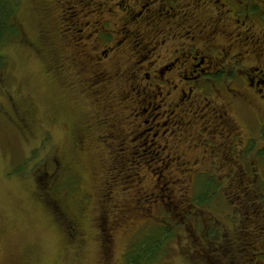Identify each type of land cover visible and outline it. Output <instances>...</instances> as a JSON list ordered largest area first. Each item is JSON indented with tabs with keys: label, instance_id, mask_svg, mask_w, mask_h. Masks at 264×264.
<instances>
[{
	"label": "rangeland",
	"instance_id": "374dc122",
	"mask_svg": "<svg viewBox=\"0 0 264 264\" xmlns=\"http://www.w3.org/2000/svg\"><path fill=\"white\" fill-rule=\"evenodd\" d=\"M51 3L18 0L23 41L0 45L7 61L0 84V264H132L137 256L139 264L255 263L238 242L256 245L251 208L264 214V135L239 122L251 132L250 147L233 136L238 146L223 150L229 162L218 158L222 164L209 162L215 153L199 138L192 149L180 143L166 149L162 163L120 159L125 139L90 122L88 99L64 82L72 79L68 70L49 60L48 49L39 51L40 30H52L43 10ZM58 37L46 48L68 53ZM168 153L179 157L165 160ZM205 172L216 177L210 196L203 178L200 190L194 185ZM157 232L168 235L164 248L147 260L148 251L137 249Z\"/></svg>",
	"mask_w": 264,
	"mask_h": 264
},
{
	"label": "flooded vegetation",
	"instance_id": "af4514ba",
	"mask_svg": "<svg viewBox=\"0 0 264 264\" xmlns=\"http://www.w3.org/2000/svg\"><path fill=\"white\" fill-rule=\"evenodd\" d=\"M51 2L43 10L52 30H40L39 51L48 49L49 60L68 70L72 79L64 82L77 84L73 90L88 99L90 122L106 132L113 127L114 140L125 139L120 159L127 154L142 164L178 143L192 149L199 138L211 145L216 158L209 162L216 164L224 149L238 146L233 136L250 143L251 132L239 122L264 135V0ZM60 33L68 53L46 48ZM202 178L216 177L205 172ZM258 211L253 224L262 220L264 227Z\"/></svg>",
	"mask_w": 264,
	"mask_h": 264
},
{
	"label": "trees",
	"instance_id": "16d2710c",
	"mask_svg": "<svg viewBox=\"0 0 264 264\" xmlns=\"http://www.w3.org/2000/svg\"><path fill=\"white\" fill-rule=\"evenodd\" d=\"M17 5H18V0H0V45H3L6 41H9V40H13L14 42L23 41V39L21 38L22 37L24 38V29H23L22 23H19V20H17L19 17ZM15 20H16V23H15ZM6 68H7V61L5 59V55L3 54V55H0V84L1 82H3V77L5 74ZM116 131H117V128H116ZM41 174L44 175L45 171L42 170ZM40 175L38 176L39 177L38 181H41L44 179V176H40ZM203 181H205L204 183L207 182L204 194L208 196L212 195L214 192V190L213 192H211V189H214L213 182H211V180H206V179H203ZM208 196H206V198H208ZM204 205H208V202H204ZM181 208L185 209L184 206H182ZM261 223H263L262 220H260V222L257 221V224L251 227L254 231H257V232L246 231V233L254 232L256 234L255 236L256 245L254 246L253 242H250V241L245 242V239H240L239 240L240 242H238V249L243 255L249 254V253L257 254L255 259L257 261H261L259 263L264 264V227L262 226ZM167 231L168 233H170L168 229ZM166 236L168 235L165 232L163 233L157 232L155 236H152L151 238L147 240L146 245H142L140 248L138 246L139 250L137 249V252L139 253V255L140 254L145 255L146 251H148L145 259L147 260L154 259L157 256V254L163 250L164 248L163 243L165 241V240L163 241V239ZM252 247H255L254 248L255 251H248V249ZM260 253H262L263 256ZM139 259H141V257L137 256L136 258H134V260L131 261V263L139 264ZM244 264H247L246 259H245ZM249 264H254V263L251 262Z\"/></svg>",
	"mask_w": 264,
	"mask_h": 264
}]
</instances>
